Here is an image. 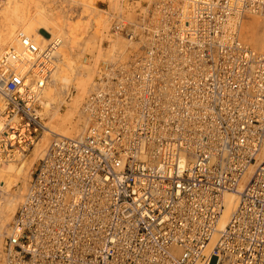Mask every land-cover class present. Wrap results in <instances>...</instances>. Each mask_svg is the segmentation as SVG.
<instances>
[{"label": "built area", "instance_id": "1", "mask_svg": "<svg viewBox=\"0 0 264 264\" xmlns=\"http://www.w3.org/2000/svg\"><path fill=\"white\" fill-rule=\"evenodd\" d=\"M261 12L264 0H149L134 21L115 17L125 59L98 72L84 135L39 160L0 264H264V54L240 37ZM20 38L23 54L0 57V163L47 130L60 41Z\"/></svg>", "mask_w": 264, "mask_h": 264}, {"label": "bare ground", "instance_id": "2", "mask_svg": "<svg viewBox=\"0 0 264 264\" xmlns=\"http://www.w3.org/2000/svg\"><path fill=\"white\" fill-rule=\"evenodd\" d=\"M124 1L128 2L129 0H123V2ZM9 2H12V1L9 0ZM126 6H128V3ZM6 8L5 9L7 10L8 15H13L14 17L16 16V18L14 20L12 19V17L8 16L6 17L7 21L4 20V23L6 21L5 23L6 25L5 24L4 25L7 28H5V31L4 33H2V35L0 33L1 35L0 44L3 43V45H0V57L6 54L7 51H9L10 49L14 50V52H16L17 54L24 53L25 50L23 48V45L21 42L22 39L20 38V36H23V37H26V39H29L40 50H43L45 49V47L48 46L50 39L51 40L58 39L60 41L61 49L60 48L58 49L61 52H59L57 49L55 53V65H57L56 71L48 79L46 87L43 89L41 93V108H42V111L45 113V116L49 119V122L46 125L47 130L45 132V136L43 137V140L41 141L42 142L47 141L48 135H51L54 137L62 136V137H68V138H76V137L83 136L88 128L87 118L85 121L77 122L72 125L73 137L72 135L67 133L68 131L67 126L69 125V123L66 121V118L63 119L65 121H63L59 125L57 124L55 125L53 121L55 117L59 118L62 105L66 103L68 107H71L72 106L71 104H73L72 102L74 101V99H76L77 96L71 97V93H72L71 89L73 90L75 89L77 91V95L81 96L82 99H84L85 96L89 93L90 91L89 88L92 85L93 75L91 74V70H89V68L87 69L85 68V65L83 66V64H86V63H83L82 57L86 56L85 54L86 53L88 54V52L91 53L93 56L96 54L95 52L98 51L97 49L100 47V45H98L99 43L98 41H100L98 40V36L100 34L102 35V32L104 31V29L110 31V29H107L108 23L105 22L107 24L106 25L103 22V20H101L102 18L100 19L101 14L95 13L96 12L95 9H93V13L91 12L88 14V16L82 17V18H81V14H77L76 15L77 17H74V18L72 17L73 19L69 18V16L65 14V16H67L69 19L61 21L60 18L58 19V17L53 18V19H48L41 12H37L34 15H31L29 17L27 15L28 12L26 13V11H23L22 9L20 10L18 8V4L14 6H10V7L7 6ZM6 15L7 14L3 16L5 17ZM254 15L247 16L246 20L242 23L240 37H241V40L249 47H251V45H249L245 41L247 40V38H248L247 42L248 41L249 43L251 42L252 46L254 45L256 49L259 48V50L262 51L264 50L262 49L263 46L261 47V45H263L262 44L263 42H261L263 37L261 39L260 38L261 35L259 37L258 32L256 31L258 30L256 29V26L258 27L259 24L257 25L256 23L255 25V21L257 20L255 21L249 20L250 19L249 17L251 16L254 17ZM78 17L80 18V20H77ZM84 19H87V22H84ZM130 19L131 17L129 18V20ZM247 19L249 20V23L252 21L250 23V26L248 24ZM245 25L247 26L245 27ZM248 27H249V30L247 29ZM245 28L249 32V36H247L246 39L243 37L244 35L242 36V32L244 31ZM17 29L21 30V32H19L18 34L15 33ZM42 30H44V32H41ZM248 32L246 35H248ZM263 34L264 33L262 32V35ZM243 38L245 40H243ZM122 44L116 45L115 43V46H112L113 45L112 44L110 46L111 49L110 50L108 49L105 52H101L102 50L100 49L99 52L103 54L101 55V57L103 58L105 57L104 60L105 61L108 60L107 61L108 63L118 62L120 60L124 61L125 52L128 49L129 43L127 42V45L125 46ZM1 46L2 47L7 46V47H3L2 49ZM123 47L124 48L126 47L125 52L122 51ZM90 59H92V57ZM95 61L99 63L101 60L97 59ZM93 88L95 91L96 85ZM67 99L68 100L70 99L71 103L70 102L67 103ZM60 121H62V119H60ZM42 144L45 145L44 143ZM42 144L40 143L36 145V148L33 152L35 156H39V157L42 156L44 152L42 149L43 147ZM26 157H27L26 154L23 153L22 150H19L17 153H15L13 160L3 161L2 163H0V181L5 183L6 185V188L3 190V192L5 193L2 194V191H1V194H0V240L5 236L6 234L5 230L7 228L9 220L11 219L10 216H13L16 213V208L19 204V200L21 196L17 193L14 194L8 190L12 187H16V188L20 187L19 185L20 183H22V180L24 179L23 178L24 169L27 165L30 164V161H28ZM258 158L259 159L264 158V146ZM19 161L22 163L21 166L16 165V163ZM256 166L257 165H252L247 170L236 192L224 194L223 196L224 211L220 218L217 232L223 231L228 225V223L230 222L233 215L235 214L238 208V205H239V193L242 191V189L246 186V184L252 178L255 172ZM25 197L26 195L22 197L23 198L22 202L24 201ZM7 234L9 235L10 233H7ZM218 239H219V235L215 234L213 241H212V246L217 242Z\"/></svg>", "mask_w": 264, "mask_h": 264}, {"label": "rangeland", "instance_id": "3", "mask_svg": "<svg viewBox=\"0 0 264 264\" xmlns=\"http://www.w3.org/2000/svg\"><path fill=\"white\" fill-rule=\"evenodd\" d=\"M11 1L12 2H9V0L8 1L7 0H0V10H1L0 11V33H1V35H2V33H4L5 28H7L5 26L6 25L5 23L7 21L6 17L10 16L14 20L16 18V16L14 17L13 15H8V12L6 10L7 9L6 7L7 6L8 7L14 6L16 4H18V8L20 10L22 9L23 11H26V13L28 12L27 15L29 17L31 15H34L37 12H41L48 19H53V18L58 17V19L60 18L61 21L67 20L69 18L73 19L74 17H77L76 16L77 14H81V18L82 17H86V16H88L89 13H91V12L93 13V9H95V11H96V12L94 11L95 13L101 14L100 15V19L102 18L101 20H103L104 23L105 22L108 23V28L107 29H110V31L104 29V31L102 30L103 31L102 32V35L100 34L98 36V40H100V41H98L99 42L98 45H100V47L97 49L98 51L95 50L96 51L95 53L98 54V55L95 54L93 56L91 53L88 52V54L87 53L85 54L86 56H83L82 57L83 63L88 64V65L83 64V66L85 65V68H87V69L89 68V70H91V74L93 75L92 76V85L89 88V90H90L89 93L85 96L84 99H82L81 96H78L77 95V91L75 89L74 90L71 89L72 90L71 97L77 96L76 99H74V101L72 102L73 104H71L72 105L71 107H68L66 103L64 105H62V108H61V111H60L61 113L59 115V118L58 117H55V119L53 121V123L55 125L56 124L59 125L63 121H65L63 119L66 118V121L69 123V125L67 126L68 127L67 133L70 134V135H72V137H73V134H72V125L74 123L82 122V121H85L86 120V116L84 114V104L86 102L87 97L90 96V94H91L90 92L94 91V88L93 87H95V82H96L97 74H98V72L106 64H109L107 62L108 60H106V61L104 60L105 57L104 58L101 57V55H103L101 52H105L108 49L110 50L111 49L110 46L112 44H113L112 46H115V43H116V45L117 44L118 45H121L122 43H123L122 45H124V46L127 45V41L125 42L120 35L115 34V32L113 31V27H112L113 24L112 23L115 20V17L122 15L123 17L126 18V16H127L126 19L129 20V18L131 17V19L129 21H134L136 19V17H137V13L145 7L146 3L149 0H138V1L135 0V3L133 2V0H129L128 2H126V1L123 2V0H92V1L91 0H11ZM120 2H121V4H120ZM127 3H128V6L129 7L126 6ZM9 12H10V10H9ZM2 14L3 15L7 14V15L4 17ZM65 14L67 16H69V18L67 16H65ZM65 17H67V18H65ZM254 17L251 16V17H249L250 19L249 18L248 19L249 20H252V21H255V20L258 21V22L255 21V25H256V23H257V25L258 24L260 25V26L258 25V27L256 26V29H258L256 31L258 32V36L259 37L261 35V37H260L261 39L263 37V39L261 41V42H263L262 43L263 45H261V47L263 46L262 49H264V34L262 35V32L264 33V12H261V13H258L256 15H254ZM4 20H6L5 23H4ZM77 20H80V18L78 17ZM249 20H248V24L250 26V23L252 21L249 23ZM84 22H87V19H84ZM246 26L247 25H245V27ZM2 29H4V30H2ZM247 29L249 30V27ZM247 29L245 28L244 31L242 32V36L244 35L243 37L245 39H246L247 36H249V32H248ZM245 30H247V31H245ZM259 30H260V32L262 30V32L260 33ZM1 31H3V32H1ZM19 32H21L20 29H17V31H15L16 34H18ZM41 32H44V30H42ZM247 32H248V35H246ZM244 38H243V40H245ZM247 40H248V38H247ZM247 40H245L246 43H248L249 45H251V47L253 48L254 45L252 46L251 42L249 43V41L247 42ZM0 45H3V43L0 44ZM3 47H7V46H3ZM3 47H2V49H3ZM126 47L125 48L123 47L124 49L122 48V51L123 52H125ZM59 48L61 49V46H59ZM100 49L102 50L101 52H99ZM255 49H256V47H254V50ZM256 50H258V52L260 51L261 53H264V50L261 51V50H259V48H257ZM58 51L61 52L59 49H58ZM62 51H63V49H62ZM98 52L100 53V55H99ZM96 56H98V57H96ZM91 57H92V59H90ZM94 57H96V58H94ZM97 59L101 60L100 61L101 63L100 62L97 63L95 61ZM110 63H112V62H110ZM2 101L3 100L1 98L0 99V113L3 111V102ZM68 102H70V99L69 100L67 99V103ZM81 110L83 111V113H82ZM42 112L43 111L41 110L42 118H43L44 122L47 125L48 122H49V119L45 116V113L43 112V114H42ZM60 119H62V121H60ZM44 136H45V133L42 134L37 139V141L35 142V145L32 146L30 149H28V151L25 153L26 156H27L26 157L27 160L30 161V164L27 165L25 167V169H24V174H23V178L24 179L22 180V183H20V185H19L20 187H17V188L16 187H12V188H10L8 190V191H10V192H12L14 194L17 193V194H19L21 196L20 197V200H19V204H18V206L16 208V211L20 207V203L23 200L22 197L25 196L26 193H27V189H28L29 184H30V181H31L32 172L34 171V169L37 166L39 160L42 158L43 154L45 153V151L49 147V145L52 142V140L54 138H56L54 136L48 135L47 141L42 142L41 140H43V137ZM40 143L41 144L42 143H44V144L46 143V144L45 145L42 144V146H43L42 149H43L44 152H43L42 156L39 157V156H35V154L33 152H34V150L36 148V145L37 144H40ZM21 164L22 163L20 161L16 163L17 166H21ZM5 188H6L5 183H3V182L0 181V194H1V191H2V194L5 193V192H3V190ZM14 215L13 216H10L11 219L9 218L10 220H9L8 225H7V228L5 230V233L6 234L0 240V242H1V244H0V252L2 251L3 246H4V243L6 241V238H7V235H8L7 233H10V230H11L10 225H11V222H12V220L14 218Z\"/></svg>", "mask_w": 264, "mask_h": 264}]
</instances>
